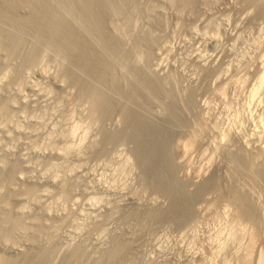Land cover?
<instances>
[{
    "label": "rangeland",
    "instance_id": "374dc122",
    "mask_svg": "<svg viewBox=\"0 0 264 264\" xmlns=\"http://www.w3.org/2000/svg\"><path fill=\"white\" fill-rule=\"evenodd\" d=\"M105 1L119 46L93 39L116 82H152L160 95L152 92L148 109L178 116L174 139L193 135L188 160L174 153L185 164L179 176L203 167L228 174L232 165L264 209V178L243 166L242 152L264 159V0ZM13 28L23 34H0V264H264V228L237 220L212 191L181 224L147 221L145 211L168 198L147 183L132 140L104 138L125 127L118 111H104L65 75L66 59L39 29ZM117 241L125 248L112 260Z\"/></svg>",
    "mask_w": 264,
    "mask_h": 264
},
{
    "label": "bare ground",
    "instance_id": "6f19581e",
    "mask_svg": "<svg viewBox=\"0 0 264 264\" xmlns=\"http://www.w3.org/2000/svg\"><path fill=\"white\" fill-rule=\"evenodd\" d=\"M50 1L0 0V34H4L7 37L12 38V34L16 35L18 33L16 35L18 37V35H20L21 33H19V31L17 30L14 31V26L20 28L23 27L39 29L40 31L38 33L42 32L44 37H46L47 42L54 43L55 51L59 54H63L64 58L66 59L65 62H67V66H65V75H67L69 79L73 80L77 85H79L83 93H87L88 95L93 97L96 100L98 106L101 107L104 111H118L119 115L121 116L120 120L124 121L123 124L125 125V127L122 129L121 133L106 132L104 138L109 141L116 139L118 136H121L132 140L134 142V152L138 158L139 163L144 168L145 178L147 177L148 179H146V181H148L147 183H149L152 188H154L156 191L161 192L162 195L164 194L165 197L168 198V204L165 207L160 206L161 204H153L151 207H149L144 213L146 220L152 222L154 220L167 218L172 219L176 223L181 224L193 215V210L195 211V209L193 208H195L194 206L197 204V202L195 204V201L205 197L208 191H212V193H216L217 199L225 198V202L228 200L229 205L231 204L232 206H230L233 207L235 211V215L237 216V218H239H236L237 220H243L245 221V223L250 222L252 225L254 224V226H256L257 228V233L263 230V202L260 204V201L258 200L259 196L258 198L255 197L257 193L254 196V191L251 192L254 189L252 188V186L255 187V185H252L253 181L251 179L252 182H250V184L248 183L250 186L246 187L248 181H246V178H243L244 180L241 179L244 175L240 178V175H237L235 173L233 174V169L231 167L232 165H228L230 167L227 168L230 169V171H227L228 174H224L225 172L221 174L220 169H217L218 167L215 168L217 170H214L213 168V171H209L211 170L209 169V172L203 167L194 170V172H192V175L190 176L184 178L179 176L178 173L179 170H181L179 168H181L184 163L182 165L181 163L179 164V162H182V160L177 162L174 157V153L176 150H178L182 153V156L184 155L187 158L191 154L190 151L193 149V135L189 138L184 137L185 139H174V136H176L177 132H179L176 131V125H179L176 123L178 122L176 121V117L178 116L175 117L176 119L171 116L162 117L155 115L151 112V109H148L145 103L148 101V104H150V99H153L151 98V94L155 91V86L153 84L151 85L152 82L149 81L150 85L148 84V86L146 87H144V82L142 83V88L141 85H139V87L132 89H126L122 85H119L118 83H121V81L116 82L117 76L119 75L115 74L114 67L112 66L110 60H107V52L102 51L103 47L101 48V44L103 42L99 43L93 39L94 35L99 37H103L101 35H105L104 37L107 38L105 40H107V42L111 46H113L114 49L119 46L118 40L115 36L111 35L107 26V22L109 21L108 17L110 13L106 1L81 0L79 2V0H61L62 3H66V5H62V3L60 2L61 5L65 7L67 6L69 8L67 9L66 7V9L68 10V12L66 11L67 13H63L62 9L64 7L61 8V5H59V7H57L56 5V8H61V10L56 9L55 6L52 5L53 0L51 2ZM126 1L128 2L129 0ZM193 1L194 0H181L180 2L182 5H189ZM249 1L251 2V4H254L260 2L261 0ZM127 2H124L123 4L125 5ZM119 7L120 6H118L117 8L120 9L121 7ZM21 9L28 10L29 16L27 18H22L21 16H19L18 12ZM75 9H79L82 12V20L74 15V13L76 12ZM5 25H12L13 27L9 28H12L11 31L16 33H12L10 35L11 31L9 29L8 32V28L5 29ZM36 29L34 31H37ZM105 40L104 42L107 43ZM103 52H105L106 55ZM124 82L125 81H123V83ZM135 84H131L130 87L132 85L135 87ZM173 91L175 92V89ZM173 91L172 93H174ZM153 95L155 96L157 95V93ZM158 95H160V93ZM188 96L190 97V94L187 95V97ZM175 97L177 98V96ZM156 99L157 98H154L151 101L154 102V100L156 101ZM181 99L183 100L182 97ZM177 102L179 101L177 100ZM188 134L191 133L188 132ZM241 151L242 150H240V153ZM245 151H242L244 152L243 154H245L244 159L242 158L245 161V165L243 166L246 167V163H248L247 165L252 167L251 169L254 171V174H257L262 177V181L264 178V163H262V160L264 161V159H260L261 162L259 160V162L256 161L257 163H255L252 159L256 156H253V154L251 153L250 155H252L251 157L253 158L246 157V155H248V152L246 151V154ZM238 155L240 154H237V156ZM234 157L236 156L234 155ZM240 158L241 157L239 156L238 160H240L241 162L242 159ZM233 167L236 168L235 166ZM238 169L246 170L245 168L241 167ZM237 170L236 172H238ZM240 170L239 172H241ZM244 170L241 173H247L246 171H248V169L246 171ZM250 173L248 174V176L250 175ZM238 179L239 181H246V184L241 185L240 183H243V181L238 183ZM245 187H250L251 189L249 190L251 191H249ZM252 242L253 241H251V243ZM115 246L116 247H114L113 251H110L111 254H108L111 255L113 258L111 256H108V259L109 257H111L112 260L116 257L119 258V255L122 254L123 248H125V244L121 241H117ZM217 251L219 250L217 249ZM41 258L39 260H41ZM34 264L39 263L38 261H35Z\"/></svg>",
    "mask_w": 264,
    "mask_h": 264
}]
</instances>
